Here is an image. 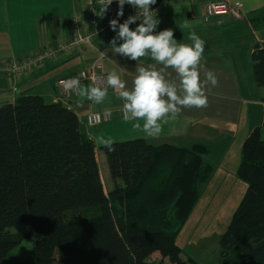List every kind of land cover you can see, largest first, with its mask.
<instances>
[{"label":"trees","instance_id":"1","mask_svg":"<svg viewBox=\"0 0 264 264\" xmlns=\"http://www.w3.org/2000/svg\"><path fill=\"white\" fill-rule=\"evenodd\" d=\"M253 62L264 89V46L255 45ZM101 149L115 183L108 194L95 145L73 111L35 95L0 106V262L36 236L30 257L12 264H151L155 253L195 264L176 240L199 200L198 185L211 175L202 168L205 147L136 139ZM237 177L247 190L220 257L264 264V123L246 139ZM16 226L27 232L13 236Z\"/></svg>","mask_w":264,"mask_h":264},{"label":"crops","instance_id":"2","mask_svg":"<svg viewBox=\"0 0 264 264\" xmlns=\"http://www.w3.org/2000/svg\"><path fill=\"white\" fill-rule=\"evenodd\" d=\"M221 1L226 0H160L154 11L160 20L154 33L172 29L178 44H191L189 34L195 31L204 40V53L197 65L200 79L207 81L209 71L218 79L216 86L210 81L204 84L208 96L206 106L177 105L179 111L166 114L160 121L161 133L153 136L143 131V119L136 118L140 123L137 128L130 113L129 120L122 118L125 102L119 96L121 90L113 86L100 104L89 100L84 92L64 105L78 116L83 133L95 145L107 194L114 189L115 183L112 182L107 156L101 149L104 146L102 139L113 143L143 139L154 146L169 145L188 150L200 145L206 149L202 155V168L211 169L208 181L216 176L221 179L237 176L246 139L264 123V89L257 83L253 62L255 45L264 46V22H261L264 0H228L241 3L240 11L207 17L206 4ZM77 12L86 13L83 0H0V64L22 59L40 46L53 47L60 41L70 40L73 37L72 19ZM185 22L188 27H182ZM117 33L102 38L101 54L81 44L78 52L30 78L13 80L0 74V106L15 103L18 97L27 95L39 96L46 103H57L60 96L57 80L76 76L95 64L107 76L109 72H116L127 90L134 88L138 67L163 69L162 75L176 87L177 95H184L175 68H165L155 61L150 50L138 60L115 53L112 39L116 37L117 45L123 43ZM100 55L104 57L100 59ZM163 98L168 99L166 95ZM92 111L112 112V121L88 127L86 115ZM205 183L198 185L199 198L201 186ZM159 255L153 254L150 263L155 256L160 257L154 258L160 259V263L169 261Z\"/></svg>","mask_w":264,"mask_h":264},{"label":"clouds","instance_id":"3","mask_svg":"<svg viewBox=\"0 0 264 264\" xmlns=\"http://www.w3.org/2000/svg\"><path fill=\"white\" fill-rule=\"evenodd\" d=\"M104 11L113 0H101ZM119 5L117 17L124 15L125 4L131 5L139 10L143 21L134 29L130 25L134 24L138 17L136 15L129 16L120 23L118 19L110 21L113 31L118 28V38L123 43L117 45L116 37L111 41L112 49L115 53L138 60L150 50L151 57L162 63L165 68L171 66L175 68L180 76V82L184 90V95L178 96L176 87L169 81H166L161 71L151 68L138 67V75L134 79V88L132 90L125 89L124 82L120 79L116 72H109L107 81L113 88L120 89L119 96L124 100L125 112L122 114L124 120L131 118L143 119V131L148 135H159L162 131L161 119L169 112H178L177 105L204 107L208 103V96L204 84L210 81L213 86L218 83L217 76L209 71L207 73V81H201L200 73L197 65L201 61L204 53V40L195 32L189 34L191 44L177 43L174 39L172 29H167L154 33V30L160 23L152 10V5L156 0H116ZM182 27H188L185 22ZM79 83L77 78H73L67 82L66 87H73ZM87 97L96 104L103 102L107 96V89L101 87L89 86ZM84 95V91H81ZM167 96V100L163 97ZM134 127L139 128L140 123L136 120ZM101 142L111 149L112 141L102 139Z\"/></svg>","mask_w":264,"mask_h":264},{"label":"built area","instance_id":"4","mask_svg":"<svg viewBox=\"0 0 264 264\" xmlns=\"http://www.w3.org/2000/svg\"><path fill=\"white\" fill-rule=\"evenodd\" d=\"M157 1L158 0H156L155 4H157ZM83 5L86 13L77 12L74 14L71 23L73 37L70 40L60 41L53 47L40 46L36 51L22 59L15 58L4 61L0 64V74L13 80L30 78L33 75L47 71L50 66L60 63L73 53L78 52L81 44L88 45L99 51L102 38L107 35H115L118 32V28L116 31H113L111 28V20L118 19L120 23H123L129 16L136 15L138 19L134 24L130 25V27H136L143 21L142 16L139 14V10L128 4L124 6V15L122 17H117L119 5L116 0H113V3L104 11H101V0H83ZM153 5L151 7L154 12L156 8H153ZM241 8V3L226 0L206 4L205 12L207 17H212L239 12ZM103 57V55H100V59ZM107 77L105 73L99 70L98 65L95 64L84 69L76 76L60 78L56 82V87L60 91V96L56 102L65 105L74 96L80 95L81 91L87 92L86 90L89 86L101 87L109 90L111 89V85L108 84ZM73 78H77L79 83L73 87H66L67 82ZM125 111L126 109L124 108L122 114ZM111 121L112 112L109 111L89 112L85 120L88 127L102 126Z\"/></svg>","mask_w":264,"mask_h":264},{"label":"rangeland","instance_id":"5","mask_svg":"<svg viewBox=\"0 0 264 264\" xmlns=\"http://www.w3.org/2000/svg\"><path fill=\"white\" fill-rule=\"evenodd\" d=\"M224 177L221 179L216 176L201 186L200 198L177 237L176 244L182 249V257L186 261L192 259L195 264H223L220 240L229 229L233 215L247 190V185L237 176ZM26 232L27 228L16 226L11 234L19 237ZM36 239V236L23 239L4 264H12L18 258H29ZM154 258L152 257L151 264H170L169 261L160 263V259Z\"/></svg>","mask_w":264,"mask_h":264}]
</instances>
